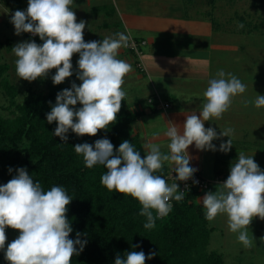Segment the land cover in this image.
I'll return each mask as SVG.
<instances>
[{"label":"clouds","instance_id":"clouds-1","mask_svg":"<svg viewBox=\"0 0 264 264\" xmlns=\"http://www.w3.org/2000/svg\"><path fill=\"white\" fill-rule=\"evenodd\" d=\"M72 3L73 0H28L27 9L16 10L10 20L15 35L29 33L42 41H24L11 48L19 79L31 83L55 69L51 79L53 85H59L73 75L71 60L74 54L79 55V86L72 83L69 89L59 92L55 105L46 114L47 123L56 122L53 135L64 142L69 130L78 137H93L116 122L121 101L126 98L122 89L124 78L132 70L130 63L117 59L118 50L129 46L131 35L116 33L101 41L85 42L86 21L76 22ZM238 27L243 28V24ZM216 77L208 81L199 116L192 112L183 125L167 123V153L161 151L160 144L149 142L144 145L147 154L142 157L127 140L114 152V145L106 138L96 140L94 145L74 146L85 168L102 165L107 169L100 178L103 187L139 203V215L147 221L145 229L155 228L156 220L172 211L171 200L184 199L176 181H188L196 171L190 166L188 147L194 144L199 151H217L212 141L229 138L235 131L229 127L218 136L213 128L204 127L206 121L221 119L233 99L246 91V85L231 73L220 70ZM248 103L244 101L245 106ZM77 104L81 105L79 109L75 108ZM254 107H264V95H257ZM231 148L229 138L218 150L226 154ZM165 163L175 172L171 184L156 174ZM71 201L63 187L53 186L45 191L26 169H17V175L0 186V250H4L8 264H71L72 257L78 256L86 243L79 239V233L77 239L69 238L72 228L66 213ZM202 205L206 220L226 215L229 232L237 234V242L243 247L252 248L254 239L248 226L254 217L264 220V171L253 156L241 152L227 179L216 186L215 192L202 197ZM6 228L17 230L19 235L5 250ZM154 255L131 251L126 258L118 255L114 264H145Z\"/></svg>","mask_w":264,"mask_h":264},{"label":"crops","instance_id":"crops-1","mask_svg":"<svg viewBox=\"0 0 264 264\" xmlns=\"http://www.w3.org/2000/svg\"><path fill=\"white\" fill-rule=\"evenodd\" d=\"M103 1L93 3L90 12H94V15L102 12L96 9L104 7ZM108 2L109 10H103L108 22L101 24L102 29L106 31L105 37L124 33L130 34L131 39L142 42L138 56L121 48L118 50L117 59L132 65V70L125 76L122 85L123 87L128 84L129 89H126L123 103L127 111L141 112L131 124V129L132 133L137 135L146 154L147 149L144 145L149 142L160 144L161 151L168 152L166 145L170 140L164 135L167 123L183 125L185 117L192 112L199 116L208 81L217 78L218 71L231 73L247 86L264 85V48H260L262 54H257L258 48L252 49V45L247 44V39L254 34L264 35L253 27L257 21L251 23L249 16L233 12L235 24H228L227 20H220L218 16L213 15L216 0L206 1L208 10H203L200 1L197 0H194L193 4L191 0H108ZM196 10L202 14L198 16ZM241 23L243 28L238 27ZM248 50L250 52H246ZM244 54L247 56L242 58ZM246 57L250 63L244 60ZM250 65L257 66L256 79L253 76L248 80L249 74H246L245 78L239 73L242 70H251L252 68L248 67ZM256 87H251L236 96L221 119H211L204 123L205 128H213L218 136L220 131L226 128L235 130L229 137L232 140V148L226 154L218 149L221 143L227 142L228 137L212 141L217 151H199L194 144L186 150L192 158L190 166L196 169L195 172L200 177L211 181L208 188L198 192L194 199V203L203 211L202 197L208 192H215L216 186L227 179L230 167L236 163L241 152L246 156H253L254 161L264 171V166H261L260 162V147L244 146L242 138L248 136L243 128H238L241 122L247 120L249 126L244 130L249 131V127L253 129L254 123L258 124L257 121L264 119V116H261L264 114V107L259 109L254 107L257 95H264V89L258 92ZM149 98L151 103H147ZM245 100L250 101L247 106L244 104ZM163 103H167L168 108L163 109L161 107ZM240 133L243 137L238 141L237 136ZM163 168L167 170L171 166L165 163ZM255 222L258 221L254 217L248 226L253 239L254 235H258ZM207 225L211 230L207 244L209 252L221 255L213 250L214 248L209 249L210 245L213 246L214 240L219 241L220 248L223 247L231 254L251 251L252 248H243V245L237 242V234L229 232L226 215H218L212 221L207 220ZM260 229L264 230L261 227ZM260 240L264 242V238ZM231 245L237 246V249L240 247V250L230 249Z\"/></svg>","mask_w":264,"mask_h":264},{"label":"trees","instance_id":"trees-1","mask_svg":"<svg viewBox=\"0 0 264 264\" xmlns=\"http://www.w3.org/2000/svg\"><path fill=\"white\" fill-rule=\"evenodd\" d=\"M262 23L257 20L253 27L260 30ZM32 40L42 44L38 36ZM4 44L6 40L0 42V48ZM7 71L8 65L0 63V91L7 98V105L2 107L7 113L0 114V185L24 168L43 190L53 186L66 190L72 198L66 213L72 228L69 238L75 240L79 233V239L86 241L71 264H114L118 255L126 258L131 251H143L146 256L156 253L145 264H222L219 254L207 250L211 230L204 211L194 203L198 192L191 189L184 193L183 200H171L172 211L148 230L143 227L146 217L139 215L141 206L136 200L101 185L100 178L107 169L102 165L85 168L82 156L75 153L77 144L94 145L96 140L106 138L114 145V152L127 140L143 157L146 153L131 129L141 112L127 111L121 101L116 122L107 129L93 137H78L69 130L64 142L53 135L56 122L47 123L46 114L55 105L56 95L78 82L76 73L59 85L47 83L45 92L26 88L17 102V89L8 80ZM165 173L162 168L156 174L164 178Z\"/></svg>","mask_w":264,"mask_h":264},{"label":"rangeland","instance_id":"rangeland-1","mask_svg":"<svg viewBox=\"0 0 264 264\" xmlns=\"http://www.w3.org/2000/svg\"><path fill=\"white\" fill-rule=\"evenodd\" d=\"M86 1L88 4H86ZM102 0H73V3L70 7H72L73 11L75 12L76 16V22H79L81 20L86 21L85 29L83 30V38L85 42L90 41H101L105 38L104 29H102L101 24L103 22L107 23L108 18L103 13V10L108 11L110 8V3L108 0H104L103 4L104 7H98L97 11H102L100 13H97L94 15V12H90V7L93 6V3H100ZM200 1V6L203 8V10H208V6L206 1L209 0H197V2ZM194 3V0H191V4ZM202 4V5H201ZM97 5V4H95ZM28 6V0H0V42L7 41V44H4L0 48V63H6L8 65V71H7V78L10 81L11 84H13L17 89V94L15 97V100L17 102L20 101L22 95L24 94V91L26 88H31L37 92H45L47 83H52L51 77L55 75V73L49 72L48 76L41 79L37 78L35 81L29 83L28 81L19 79L15 74V59L12 52V47H14L16 44L24 42V41H33L32 37L29 36V33H21L19 36L14 34V27L10 23L11 17L14 14L16 10H26ZM196 14L199 16L202 13L198 10H196ZM233 12L235 14H243L249 16V21L251 23H255L258 21H264V0H216V4L214 6L213 15L218 16L220 20H227L228 24L234 23L235 20L232 17ZM237 16V15H235ZM219 22V21H218ZM260 32L264 35V23L260 26ZM248 46L252 45V49L257 50V54L261 52V49L264 48V36L254 34L251 38L247 39ZM261 48V49H260ZM250 49V50H252ZM246 52H250L249 50ZM247 55H243L245 57ZM250 56V55H249ZM79 59L78 54H74L72 57L71 63L73 65L72 71L76 73L77 70V60ZM253 58H251L252 60ZM256 59V53L254 52V59ZM247 61V57L244 59ZM248 62V61H247ZM261 62V58H260ZM250 63V62H248ZM253 63V62H252ZM255 63H253L254 65ZM247 67V66H246ZM245 67V68H246ZM251 67V70H242L241 73L245 78L246 74H249L248 77L250 80L253 76L254 79H256V67L257 66H248ZM254 73V74H251ZM79 86L80 81L76 83ZM255 84V83H254ZM132 85V84H130ZM128 84L126 86H123V90L125 92L126 89H128ZM125 87V88H124ZM251 87L256 86H247L246 90L248 91ZM257 91L260 92L264 89V85L260 84L257 87ZM129 90V89H128ZM260 94V93H259ZM7 98L5 95L0 91V114L5 115L7 111H3L2 107L6 106ZM77 106H81L77 104ZM264 112V110H263ZM261 116H264V114H261ZM247 121V120H246ZM245 121V122H246ZM241 122L239 129L243 128V131L247 134V138L243 139L244 146H255L260 147L261 152V166H264V119H260L258 124H253V129L244 130V128H247L249 125L248 122ZM237 136V135H236ZM245 136V134H244ZM243 137V134L240 133L237 136V140L239 141ZM1 186V185H0ZM255 228L258 235H254V247H252L251 251L240 253V247L237 246H229L230 249L238 250L239 254L229 253L224 250L223 247L220 248L219 241L214 240L213 246H209V249L216 250L221 255L222 264H264V242H261L260 239L264 238V230L260 229V224L258 222H255ZM7 240L5 242V250L7 248V245L11 243L14 239H16L19 235V232L17 230H13L10 228L5 229ZM216 234V233H215ZM259 240H258V238ZM257 238V239H255ZM230 245V244H229ZM243 247V246H242ZM208 248V246H207ZM245 248V247H243ZM0 264H8V262L4 259V250H0Z\"/></svg>","mask_w":264,"mask_h":264},{"label":"built area","instance_id":"built-area-1","mask_svg":"<svg viewBox=\"0 0 264 264\" xmlns=\"http://www.w3.org/2000/svg\"><path fill=\"white\" fill-rule=\"evenodd\" d=\"M29 36L33 37L31 34H29ZM141 44L142 42L131 39L129 46L125 47V49L131 52L133 55L138 56L140 54L139 47ZM147 103H151V98L147 99ZM168 106L169 105L167 103H163L161 105L163 109L168 108ZM172 176L175 177V172L172 173V168L167 169L164 179L169 183H173V180L171 178ZM176 182L179 185L178 191H182L184 193L191 189H194L196 192L206 190L209 184L211 183L210 180L200 177L196 172H194L192 178H190L188 181L185 182L176 181ZM255 219L259 222L260 227L264 229V220H261L256 217Z\"/></svg>","mask_w":264,"mask_h":264}]
</instances>
